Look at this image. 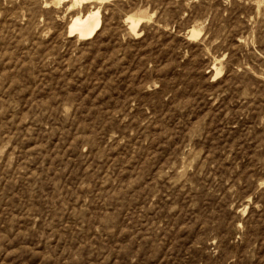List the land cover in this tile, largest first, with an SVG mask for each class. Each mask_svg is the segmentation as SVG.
I'll return each instance as SVG.
<instances>
[{
	"label": "rangeland",
	"instance_id": "1",
	"mask_svg": "<svg viewBox=\"0 0 264 264\" xmlns=\"http://www.w3.org/2000/svg\"><path fill=\"white\" fill-rule=\"evenodd\" d=\"M51 1L0 0V264H264V0Z\"/></svg>",
	"mask_w": 264,
	"mask_h": 264
},
{
	"label": "bare ground",
	"instance_id": "2",
	"mask_svg": "<svg viewBox=\"0 0 264 264\" xmlns=\"http://www.w3.org/2000/svg\"><path fill=\"white\" fill-rule=\"evenodd\" d=\"M95 2L97 3H105V0H52L50 3L52 5L63 6L66 7L69 11L74 10L78 6H84L83 8L91 7ZM50 4L47 3L46 6ZM142 19H128L129 29L136 36L140 35L138 29L142 24ZM102 28V19H101V11L100 9L89 10L86 14L76 15L72 18L68 34L70 37H77L79 40H89L93 38L98 31ZM202 34L199 30H192L191 37H198ZM222 71H216V76H221Z\"/></svg>",
	"mask_w": 264,
	"mask_h": 264
}]
</instances>
